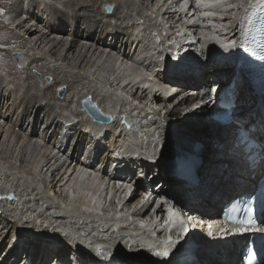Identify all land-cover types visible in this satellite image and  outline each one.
Here are the masks:
<instances>
[{"label": "bare ground", "instance_id": "6f19581e", "mask_svg": "<svg viewBox=\"0 0 264 264\" xmlns=\"http://www.w3.org/2000/svg\"><path fill=\"white\" fill-rule=\"evenodd\" d=\"M44 3L11 0L2 14L5 24L26 40L13 41L15 47L0 42V107L6 105L0 110V264L26 259L55 264L58 257L77 264L78 255L81 264H92L82 255L87 247L80 230L101 244L111 243L109 252L119 264H177L184 242L191 260L183 264H237L238 247L249 235L233 234L218 215L222 204L252 191V175L262 169L248 168L235 136L239 125L245 126L264 149V108L256 93L245 88L242 71L213 72L224 65L215 60L235 64L241 53L238 24L244 9L239 5L248 0H226L208 9L189 0L183 10V0H172L168 7L162 6L168 0H63L62 9L41 7ZM206 10L218 13L215 23L231 22L234 30L213 29L207 18L186 23ZM40 15L43 27L36 23ZM34 30L38 35L28 38ZM232 40L237 47L220 46ZM14 51L24 54L20 64L34 82L9 81L6 72L12 67L1 64L3 54ZM230 82L236 103L246 109L233 107L230 119L221 122L212 114L220 110L218 94ZM62 88L66 91L56 94ZM86 97L111 117L109 123L93 122L82 110ZM212 109L210 116L224 128L197 137L191 153L200 161L198 181L190 183L155 154L166 146L172 129L190 135ZM127 183L134 184L131 194L123 187ZM141 192L151 193L153 201L134 208L145 197ZM161 194L173 197L189 229L167 257L153 255L165 247V210L154 204ZM97 206L98 212L84 211ZM171 234L176 240L175 228ZM130 244L140 249L134 259L125 254ZM95 250L92 246L89 252L97 255Z\"/></svg>", "mask_w": 264, "mask_h": 264}, {"label": "snow or ice", "instance_id": "6c2138e0", "mask_svg": "<svg viewBox=\"0 0 264 264\" xmlns=\"http://www.w3.org/2000/svg\"><path fill=\"white\" fill-rule=\"evenodd\" d=\"M226 2V0H195L196 8H212L214 6L222 5ZM189 0H183V3L180 5L181 9H186L188 7ZM4 5H10L11 0H3L2 3ZM162 4V0H161ZM172 4V0H168L167 5H162L163 7H168ZM19 5H17L18 7ZM34 6V5H29ZM41 7H52L53 9H62L63 8V0H45V3ZM229 8L236 7V5L228 4ZM239 7L244 9L243 15L239 17V32L241 36V40L239 42L240 48H245L247 52L253 53L254 55L257 54L256 50L259 49L261 51V54L259 55V59L264 60V0H248V3L241 4ZM5 7H0V14H3L5 12ZM218 13L216 11H200L196 15L192 16L191 19H188L186 21L187 24H197L201 23L200 18H207V24L211 25L213 29H219L223 32H228L230 30H234V25L229 22L228 24L225 23H215L213 21V17H216ZM235 16V13L232 14ZM222 19V17H221ZM20 24H17V27H19ZM179 34V33H177ZM155 35V33H153ZM217 40V43H220V38L213 37ZM160 38L157 36V41H159ZM174 43V41H170V44ZM238 42L235 40H232L227 43H221L222 48H235L237 47ZM250 45V46H249ZM15 47V46H13ZM203 47V46H202ZM144 87H147V85H144ZM63 91H66V88L58 89V94H62ZM215 91V89H213ZM85 106L90 105L91 109H94L96 112L99 113V115L103 116L105 115L102 112H99L98 107L95 104H91V100H85L83 101ZM202 104H207L208 101H204L201 99ZM194 107H199V105H194ZM111 119V117H108ZM98 143V141H97ZM94 147V146H93ZM89 150H92L90 148ZM141 177L146 178V174L141 172L139 174ZM119 186V185H118ZM124 188L128 189L127 194H131L134 191V184L133 183H127L123 185ZM85 195H90V193H85ZM110 195V194H109ZM153 201V196L151 193L148 195H145L143 200L140 201L139 206L136 207H144L149 205ZM92 203L94 205H98V201L93 198ZM121 201L117 200V206L119 207ZM155 207L158 209L162 205L164 207L167 219L165 220V223L168 225H171L170 231L172 228H175L177 231V239L173 240L171 236L167 238V240L163 241L164 249L163 250H157L153 252V255L159 256V257H167L169 256V249L173 246H175L180 238H182L186 233H188L189 229L187 227V224L185 221L181 218V213L173 206L172 203L166 202L162 199H155L154 201ZM240 209L233 205L230 209L226 210L224 212V215L230 220L235 222L238 225H241L240 228H234L232 229L233 234H240V233H247L251 231L253 226L257 224V218L253 213L252 207L248 203H244L243 205V212L244 214L242 216H237L235 213H237ZM84 211L86 212H98L99 208L97 207H85ZM116 216L119 218L121 215L118 211L115 213ZM102 215V213H101ZM109 215H112V213H109ZM130 218V217H129ZM209 235H212L210 232ZM261 239L264 240V235L261 236ZM143 246H141L142 248ZM152 246L149 245V248ZM95 252L100 258H97V255H94L93 252H84L82 253L83 256H87L91 261L92 264H111V260H109L107 257L104 256L103 251L100 249L99 246H97ZM140 249H135L131 244L129 245L128 251L125 253L130 259H134L137 255H139ZM247 264H253V262L256 259L255 253L251 251V249L247 250ZM109 256H112L114 258V254H109ZM57 264H72L71 260L61 259L57 258ZM77 264H81V255L77 256Z\"/></svg>", "mask_w": 264, "mask_h": 264}, {"label": "rangeland", "instance_id": "374dc122", "mask_svg": "<svg viewBox=\"0 0 264 264\" xmlns=\"http://www.w3.org/2000/svg\"><path fill=\"white\" fill-rule=\"evenodd\" d=\"M6 6L7 5L0 4V7H5V9H7ZM5 12H6V10H5ZM109 13H111V12H109ZM36 23H37L38 26L43 27V18H42L41 15L38 16V19H36ZM66 28H68V24H66ZM0 31H2L4 33L3 35L1 34L2 35V38L0 39V42H4V44L6 43V46H8V47H11V46H13L15 44L13 41H20V40L25 41L26 40L25 38H21V36H17L15 34L14 30L12 28H9V26L5 24L4 19L2 17V14H0ZM38 33H39V31L34 30L31 34H28L26 36L31 39V38H34L36 35H38ZM5 37H8V38H5ZM17 52L20 53V55H21L20 58L18 59L19 61H17V59L15 57H13V54H15ZM212 57H214V56H212ZM212 57L210 56L207 59L212 58ZM3 59H4V62H3V64H1V66H3L6 69H8L10 66L12 67V71L6 72V74H8L7 77L9 79V81L15 83L12 79H19L21 77L22 79H24L27 82H29V81H33L34 82V78L32 76H28V77L26 76V74H25V70L26 69L20 64L21 61L23 59H25L24 58V54L22 52H20V51H14L11 54H10V52H7V53L3 54ZM207 59L204 58L203 59V62L204 63L205 62H208V61H206ZM215 61L224 62V65L223 66H221L218 70H216V71L213 72V73H215V75L221 76L223 74L224 75H228V74H232V73H237L239 75L241 74L240 70H237L236 64H234L233 62H230L227 59H225V60H215ZM40 62L41 61L37 60L34 63L38 64ZM177 62H178V60H177ZM179 63H182V62L180 61ZM224 68H228V69L226 70ZM222 69H224V70H222ZM33 74L37 78V76L35 75V73H33ZM242 79L244 81L245 88L247 90L251 91L250 88H249V86H248V84L246 83L245 79L243 78V76H242ZM48 80H50V77H48ZM37 83H38V86L40 87L41 84L39 83V81ZM56 94H57V91H56ZM4 103H5V101H4ZM212 104L213 103H211L210 105H212ZM236 105H237V108L239 109V111H242L240 109H242L243 107H244L243 110L245 111V109H246V106L245 105L246 104L241 103V102L239 103V101H238V103H236ZM2 106H6V105H1L0 110L3 109ZM209 108L207 107V109H209ZM212 110H209V112H208V110H206L208 112V114H209L208 115V120H210V121L205 120L204 122H202L204 124L203 126H195V128L193 129L194 130L193 133L190 134V135H188L187 138H185L186 135H185V137L184 136L182 137L181 135H176L178 129L177 130L175 129V132L172 129V133L170 132L171 134L170 133L168 134L169 139H168V142H167L166 146L163 147L159 151L160 152V155H159L160 158H162V160H163L164 159V155L169 154V153H173V152L174 153H176V152L183 153L185 151H189V150H191L193 148V146L195 144V147L193 149V153H194L195 152V148H196V141H197V137L198 136H202V135H209V136L212 135V136H214V135L218 134L224 128V124H221V123L220 124H216L214 122L212 116H210ZM2 113H4L3 110H2ZM23 119L24 120H22V123H24V121H25V116H24ZM4 121L6 122L7 119H4ZM39 125H40L39 122H37L34 125V127H33V131L34 132L38 130ZM205 129H206V132H205ZM173 132H174V134H173ZM64 150H65V148H64ZM158 154L159 153L157 152L155 154V156H156L157 159L160 160ZM78 155H82V154L78 153ZM95 156H96V158L99 157L97 155H95ZM35 231H37V230H35ZM6 241H7V238L4 241H2V244L1 245H5V242ZM19 259L20 258H18L17 260H15L14 263H16Z\"/></svg>", "mask_w": 264, "mask_h": 264}, {"label": "water", "instance_id": "95a60500", "mask_svg": "<svg viewBox=\"0 0 264 264\" xmlns=\"http://www.w3.org/2000/svg\"><path fill=\"white\" fill-rule=\"evenodd\" d=\"M20 53H15L14 54V57L18 60L19 58H20ZM35 73V75L37 76V78L38 79H40V75L37 73V72H34ZM250 74H252V73H250ZM90 98L89 97H86V98H84L83 100H82V105H83V108L90 114V115H92L94 118H96V119H98V120H100V121H108V117L106 116V115H103V116H101V115H99V113L98 112H96L94 109H91V106L90 105H88V106H85L84 105V103H83V101H85V100H89ZM91 100V99H90ZM91 104H93L92 102H91ZM96 105V104H95ZM97 106V105H96ZM98 107V106H97ZM98 109H99V112H102L101 111V109L98 107ZM103 113V112H102ZM188 137V135L185 137V138H187ZM190 155V153L189 152H187V153H184V154H182V155H179V156H182V157H188Z\"/></svg>", "mask_w": 264, "mask_h": 264}, {"label": "clouds", "instance_id": "9594fccd", "mask_svg": "<svg viewBox=\"0 0 264 264\" xmlns=\"http://www.w3.org/2000/svg\"><path fill=\"white\" fill-rule=\"evenodd\" d=\"M3 2V0H0V3H2Z\"/></svg>", "mask_w": 264, "mask_h": 264}]
</instances>
